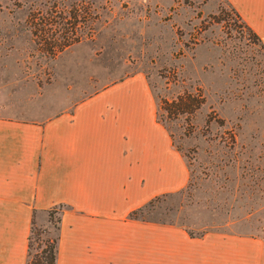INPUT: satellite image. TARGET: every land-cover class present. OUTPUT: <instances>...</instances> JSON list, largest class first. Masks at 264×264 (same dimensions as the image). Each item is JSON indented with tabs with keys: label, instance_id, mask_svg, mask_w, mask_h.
Segmentation results:
<instances>
[{
	"label": "rangeland",
	"instance_id": "374dc122",
	"mask_svg": "<svg viewBox=\"0 0 264 264\" xmlns=\"http://www.w3.org/2000/svg\"><path fill=\"white\" fill-rule=\"evenodd\" d=\"M132 77L188 173L138 220L264 241V47L224 0H0V118L42 123ZM183 94L199 107L168 115ZM56 237L35 213L29 264Z\"/></svg>",
	"mask_w": 264,
	"mask_h": 264
},
{
	"label": "crops",
	"instance_id": "0c3cea01",
	"mask_svg": "<svg viewBox=\"0 0 264 264\" xmlns=\"http://www.w3.org/2000/svg\"><path fill=\"white\" fill-rule=\"evenodd\" d=\"M224 1L264 47V0ZM155 110L132 77L42 123L0 118V264H26L33 216L51 208L55 264H264L263 240L127 219L188 180Z\"/></svg>",
	"mask_w": 264,
	"mask_h": 264
},
{
	"label": "trees",
	"instance_id": "16d2710c",
	"mask_svg": "<svg viewBox=\"0 0 264 264\" xmlns=\"http://www.w3.org/2000/svg\"><path fill=\"white\" fill-rule=\"evenodd\" d=\"M252 35L257 41H259L258 38L253 33H252ZM199 105H200V101H198L195 98V96H193L191 94H183V95L178 96L175 99V101L170 102L171 110L170 111L166 110V113L168 115L169 114L172 115V117H175L178 115H184V114L188 115V114H191L194 110H196L199 107ZM148 204H149V202L146 205H148ZM146 205H144V206H146ZM58 207L60 208L61 206L59 205ZM142 208H139V209H136V210L130 212L127 215V219L128 220H135V221L138 220L136 213H138ZM59 212H60L59 209H58V211H54V208H51L47 212V221L55 229V231L58 230V223H59L58 214H59ZM55 215L57 217H55ZM138 221L143 222L142 219H140ZM31 228H32V222H31ZM31 228H30V233H31ZM187 235L190 238H192V236H190L188 233H187ZM28 251H29V236L27 238V260H26V264H29V262H28ZM55 253H56V239L54 241H52L51 243L46 242L44 244V247L40 250L38 256L35 258V260L31 264H55Z\"/></svg>",
	"mask_w": 264,
	"mask_h": 264
}]
</instances>
